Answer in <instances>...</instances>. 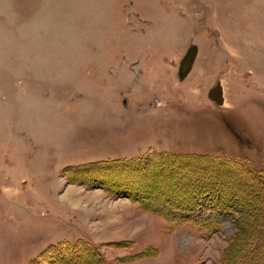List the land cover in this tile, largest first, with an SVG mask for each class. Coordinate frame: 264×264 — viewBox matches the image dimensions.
Returning <instances> with one entry per match:
<instances>
[{"label":"rangeland","instance_id":"rangeland-1","mask_svg":"<svg viewBox=\"0 0 264 264\" xmlns=\"http://www.w3.org/2000/svg\"><path fill=\"white\" fill-rule=\"evenodd\" d=\"M220 80L223 107L208 98ZM159 154L177 160L160 169ZM148 155L143 185L90 169ZM230 163L264 170V0H0V264L65 240L103 262L58 264H221L231 246L230 260L261 262L264 185ZM207 192L215 223L184 222Z\"/></svg>","mask_w":264,"mask_h":264},{"label":"trees","instance_id":"trees-1","mask_svg":"<svg viewBox=\"0 0 264 264\" xmlns=\"http://www.w3.org/2000/svg\"><path fill=\"white\" fill-rule=\"evenodd\" d=\"M176 156L177 155H174V154H171V155L170 154H163V155L159 154V156L156 155V156H154V158L157 157L155 159L157 160V162L159 164L158 167L160 169L161 168L163 169L164 167L167 168L169 166V164L176 161L177 160ZM190 157L191 156H185V158H181L179 162H182V163L194 162L195 158H192V157L190 158ZM150 159H151L150 155H148V156H144V157L136 158V159L116 160V161H112L110 163H108V162L107 163H99V165H94L90 169L98 168V169H102V170L114 171V170H116V168L121 167L123 169H127L128 172L131 174L137 173L136 174L137 177H138V175L143 176V180L141 182L137 181V183H141L143 185V181L145 179L144 175L146 174L144 168L150 167V165L147 164V162ZM196 159H200V157H197ZM201 160L207 161L205 163L211 164L217 170H220L222 166H225L224 163L220 162L218 159H216L214 157H207L206 156V157H203V159H201ZM225 164L227 165V163H225ZM230 164H232V166L234 167L233 170L235 171L234 172L235 176H239V177L241 176L243 179H245L247 181V183L249 182V183H253L255 185H264V170L263 171H255V170L250 169L249 167L243 165L242 163H237V164L236 163L235 164L230 163ZM117 176H118V174H117ZM185 187H187V186L185 185ZM200 190L201 189H197V191L196 190L195 191L197 193H199ZM207 191H210V190H207ZM136 195H138V194H136ZM132 196L137 200L145 198V197L140 196V195H139V198H137L133 194H132ZM206 196H208L207 204H204L205 206H204V208H202L204 213H199V212L197 213L198 209H196L194 211L195 212L194 215L186 214L185 216L184 215L182 216V217H184V220H185L184 222H188V223L192 222V224H195V226H199V227L202 225L201 223H203V222L205 224H209V223L214 224L215 223V220H217V218H216L217 215H216L214 207H221L223 205H218L219 202L212 199L211 193L207 192ZM218 196H220V194ZM200 197L201 196H198L197 198H200ZM192 199H194V198H190L189 199L190 201H188L186 204L191 203ZM201 200H202V197H201ZM142 201H144V199ZM201 202H203V201H201ZM216 203H218V204H216ZM162 204H163L164 208H159V209H161L163 211L165 210V212H163V213H166L165 215L167 216L168 211L172 210V207H171L172 203L167 202V200H164V202ZM156 209H158V208H156ZM208 212L210 215L207 217ZM246 218H247L246 215H240V217H238V221L240 220V222L244 223L245 220H247ZM202 226H204V225H202ZM203 228L210 230V226H205ZM241 233H243V231ZM241 233H240L241 237L239 236L237 242L233 243L235 246H238L239 242H241V240H243ZM245 239L246 238H244V240ZM246 243L247 242L244 241L239 246L242 247L243 245H247ZM248 244H249L250 248L253 249V251H258L259 248L261 249V240L259 238L249 240ZM232 249H233V246H231L229 249L226 250V255H225L221 264H247L245 259H243V257H241L239 255H238V260H237V258L230 260L229 256L231 255ZM73 251H75V253H78V251L79 252L85 251L86 255L88 257L93 258V257L97 256L96 261H98L100 259V261L103 262V260H101V257H100L101 252H100L99 247H96L89 242H85V241L80 240V241L75 242V243H71L69 241H64V242H61V243H58L56 245H52V246L48 247L46 250H44L41 253L40 258L35 261V264H39L40 262H43V263L48 262L49 264H58L59 262H61L63 260L67 261L70 259V256L74 253ZM92 254L93 255L95 254V256H92ZM143 254H141L140 256H142ZM254 264H264V258L261 262L256 261Z\"/></svg>","mask_w":264,"mask_h":264},{"label":"water","instance_id":"water-1","mask_svg":"<svg viewBox=\"0 0 264 264\" xmlns=\"http://www.w3.org/2000/svg\"><path fill=\"white\" fill-rule=\"evenodd\" d=\"M197 53H198V48L196 46L190 47V49L187 51V54L183 58L179 69L180 81H184L192 71L193 65L197 57ZM208 96L218 106L223 107L225 105L224 90L221 81H219L215 85V87L210 90Z\"/></svg>","mask_w":264,"mask_h":264},{"label":"crops","instance_id":"crops-1","mask_svg":"<svg viewBox=\"0 0 264 264\" xmlns=\"http://www.w3.org/2000/svg\"><path fill=\"white\" fill-rule=\"evenodd\" d=\"M6 192H7V191H6V189H5V193H6ZM5 193H4V194H5ZM61 242H62V241H60V242H58V243H61ZM58 243H56V244H58Z\"/></svg>","mask_w":264,"mask_h":264}]
</instances>
